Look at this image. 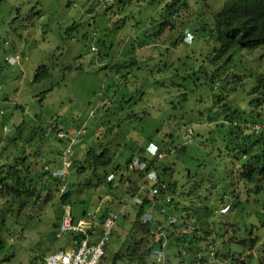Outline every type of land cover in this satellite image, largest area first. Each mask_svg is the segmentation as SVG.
Masks as SVG:
<instances>
[{
  "label": "rangeland",
  "instance_id": "1",
  "mask_svg": "<svg viewBox=\"0 0 264 264\" xmlns=\"http://www.w3.org/2000/svg\"><path fill=\"white\" fill-rule=\"evenodd\" d=\"M150 1L152 0L145 1V9L141 14L129 13L131 24H137V30L134 29L130 37L138 36L140 33L142 39L143 33H152V26L148 21L152 11L147 5ZM215 1L217 0H209V4ZM90 2L92 0H42L38 7L36 0L31 2L0 0V125L7 126L6 133L10 135L16 132L14 138L16 144L26 140L39 128L49 131L51 126L56 125L70 135L76 133L83 125L90 127L94 123L93 127L82 134L87 140L86 147L95 146L97 149L108 147L114 166L120 167L118 177L123 175L125 179L117 190L116 188L109 190L105 183L96 189L85 191L76 185L78 181H75L74 172L71 171L69 180L76 183L74 182L69 206L63 207L58 198L57 200L53 198L45 204L38 203L35 211L29 214L32 216L31 221L25 219V213L22 217L6 216L5 227L10 232L4 236L5 247L0 252V264L32 262L35 264L50 251L64 249L68 241L64 238L57 239L55 236L56 225L64 211H71L74 218L81 217L88 211L101 212L97 222L110 204L111 209L123 213L115 197L123 199L124 203L130 201L125 194L126 188L130 187L127 178L138 185L144 181L128 172L126 164L132 156L138 155L139 149L145 147L149 141L159 146L163 153L162 164L169 170L170 166L173 169L166 178L168 181L177 182L178 194L175 195V199L181 203V207H196L200 215L204 208L218 207L217 202L223 195L232 196L233 187L229 186L228 178L225 179L224 185L218 177L225 168L216 166L214 161L220 154H227L222 134L207 127V122L202 117L215 119L229 108L244 112L250 107L249 102L252 99L250 92L255 85L256 77L264 75V46L252 51L240 49L231 51L232 57L224 67L228 70L234 67L235 72L243 75L236 91L232 90V87L238 85V82L229 85L227 90L214 85L196 90L198 83L196 78H177L172 76V72L180 74V77L192 74L199 79V76L212 69L210 65L203 63L202 54H210L213 43L204 44L196 40L189 45L182 41L177 46L161 44L156 51L157 55L147 59L140 45L129 41L121 48L111 49L110 52L116 59L112 58L113 63L124 60L130 63L120 75L131 74L141 80L144 76L143 68L149 67L155 77L146 84H132L131 92L130 84L126 86L121 79L115 80L121 92L127 96L125 102L114 93L115 71L98 70L105 64L106 58L99 59L98 54L93 58L89 53L90 47L93 46L92 41L96 39L92 37L89 25L103 31L107 30L105 41L108 44L113 45V42L115 44L117 42L111 35L115 32L111 33V30L106 28L108 24L104 17L91 20L87 16L91 11L88 7ZM69 3L76 6L70 8ZM41 5L49 7L47 12L50 15L40 8ZM211 6L216 10L213 5ZM38 11L42 12L43 17L37 16ZM117 23L120 25V22ZM73 24L76 27L70 32L68 28ZM30 26H33V29ZM109 27L113 30L118 28L112 24ZM122 27L129 29L125 25ZM10 48H19V53L21 50L24 53L16 64H8L7 57L13 55L7 50ZM121 50L125 52L124 55L120 53ZM193 50L196 51L197 59L189 63L187 61ZM42 65L49 68L50 76L40 83H35L36 69ZM80 65L83 67L82 70H74ZM66 66L74 69L66 71L64 68ZM102 91L104 94L101 97ZM219 99L223 100V109L218 104ZM99 103L104 105L99 107ZM132 112L136 115L128 118ZM97 113L102 114L99 115L102 123L110 124V127L112 125L113 129L107 130L99 126L100 128L96 130L95 126L98 124L95 121L100 118ZM191 128L194 129V134L198 135V142L191 141V135H186ZM4 137L5 143L2 148L5 149L2 152L7 154L9 148H14V141L10 140V144H7V137ZM38 140L37 135L33 142L34 146ZM84 147L76 146L75 151H78V154L80 152L79 156L82 155V151L84 152ZM9 158L13 160V154H10ZM50 158L44 164L52 166L49 163L52 161ZM215 168L218 174L214 184L217 185L219 182L216 190L212 189V184L206 182L201 184L199 193L193 196L192 201L187 200L188 197H180L179 191L189 192L195 180H199L205 174L208 175L210 171H215ZM111 172L110 169L109 173ZM155 181L149 180L150 185ZM209 193L211 196L207 197ZM107 196L110 198L106 199ZM25 209V212H31ZM135 209L130 205L121 216L132 222L136 214ZM262 210L264 194H252L250 203L226 210L225 212L229 211L228 221L237 223L239 229L235 231L231 225L219 229L210 226L214 234L209 240L212 246L207 242L204 245H196L200 249L193 247L195 251L192 262L195 263L192 264H226L231 260H226L224 256L231 255L234 258L245 259L247 264L263 262L264 238L253 251L240 243L243 238L248 237L252 225L258 237L264 235V216L256 217V220L252 218ZM182 211L183 208L179 212H174V217L181 218ZM222 211L218 209V212ZM216 214L213 213L217 216ZM207 220L217 221L212 216ZM120 222L121 220L115 235L110 238L100 264H111L112 254L118 250L125 238V230L120 226ZM4 230L6 229L3 227L2 232ZM216 253L219 255L218 259H215Z\"/></svg>",
  "mask_w": 264,
  "mask_h": 264
},
{
  "label": "trees",
  "instance_id": "2",
  "mask_svg": "<svg viewBox=\"0 0 264 264\" xmlns=\"http://www.w3.org/2000/svg\"><path fill=\"white\" fill-rule=\"evenodd\" d=\"M25 1L31 2L32 0H23V2ZM41 1L36 0L37 6ZM145 1L114 0L116 6L113 9H107L100 5L98 0H92L88 6L91 11L87 16L91 20L104 17L108 24L106 28L110 29L111 33L115 32L111 35L117 41L116 44L114 42L113 45L108 44L105 41V31L107 30L103 31L93 25H89L92 37L96 38L92 41L95 50L91 49L92 46L89 53L93 58L96 57V54L99 55V59L101 57L106 58L107 61L98 70L115 71L114 93L118 94L122 101L126 102L127 96L121 92L115 80L121 79L123 83H126V86L130 84L129 91L131 92L132 84H146L153 80L155 76H153V70L149 67L143 68L144 76L141 80L131 74L120 75V72L130 63L125 60L113 63L112 58L115 59V57L110 54L112 52L111 49L121 48L122 45L130 41L135 45L139 44L140 49L145 53V58L151 59L157 55L156 51L159 49V45L171 44L172 46H177L182 41L183 31L187 27L194 35L193 41H201L204 44L213 43V49L210 54H202L204 56L203 63L210 65L212 69L199 76V79L192 74L180 77L181 75L176 74L175 71L172 72V76L174 75L177 78H196L198 81L196 90L212 87L213 85L227 90L229 85L231 86L238 82V85L232 87V90H237L243 75L235 72L234 67L232 70H228L224 65L226 66L232 57L231 51L236 49L252 51L264 46V0H217L211 3L216 10H213L209 0H152L147 4L149 9L152 10L150 17H148L150 26H152V33H143L142 39H140V33L138 36L130 37L129 35L132 31L134 29L137 30V24H131L129 13L141 14L145 9ZM68 6L71 8L76 5L69 3ZM40 8L47 12L49 7L41 5ZM36 14L38 17H43L41 11ZM117 22H120V25ZM111 24L113 27L118 26V28L113 30V28L109 27ZM124 25L129 29L122 27ZM75 27L76 25L73 24L68 30L73 32ZM30 28L33 29V26H30ZM7 50L10 51V54L19 55L20 59L24 56L22 50L19 53V48ZM195 53L196 51L193 50L187 62L190 63V61L197 59ZM64 68L66 71L74 69L71 66ZM79 69H83L82 65L74 70L77 71ZM49 76V68L45 65L39 66L36 69L34 82L40 83L48 79ZM103 94L104 92L102 91L101 97ZM250 94L252 96L249 102L250 107L244 112L229 108L227 112L223 111L222 115H218L215 119L202 117L207 122V127L222 134L221 138L224 140V148L227 151V154H220L219 158H215L214 161L216 166L225 168L219 173L218 177L224 185L226 183L225 179L228 178L229 186L233 187L231 188L232 196L223 195L217 202L218 207L204 208L200 215V211L196 207H181V203L175 199V195L178 194L177 182L168 181L166 178L169 172H173V169L170 166L169 170L166 165L162 164V159L151 157L146 152L145 147L140 148L138 155H134L128 160L126 170L133 173L136 178L144 181L141 185H138L131 182L130 178H127L130 187L126 188V196L135 192L142 185H147L148 187L140 194L142 197L141 203L133 206L136 208V214L132 222L121 216L122 214L119 215L117 225L119 226V221L121 220L120 226L125 230V238L118 250L112 254L111 264H192L195 263L192 262L194 259L192 255L195 251L193 247L200 249L196 245H204L207 242L208 245L212 246V243L209 242L214 235L211 227L219 229V227L227 228L231 225V227L235 228V231L239 229L237 223L228 221L227 214L229 211H225L250 203L252 194H264V75L256 77L255 85ZM222 101L220 99L218 101L221 109L224 108ZM101 104L102 106L104 105L103 103ZM107 104L109 105L110 102L108 101ZM99 115L101 116L102 114L97 113V116ZM135 115L132 112L131 115H128V118ZM95 122L98 124V126H95L96 130L100 127L107 130L113 129L112 125L110 127V124H103L101 117ZM93 125L94 123L90 127H93ZM6 127L0 125V252L5 247L4 236L10 232L5 227L6 216L16 215L22 217L25 213V219L31 221L32 216L29 214L35 211L37 206H39L38 203L45 204L53 198L56 200L58 198L60 204L66 207L72 201L71 195L74 184L77 181L76 185L85 191L96 189L105 183L108 185L109 190L112 191L115 188L117 190L123 184L125 176L118 177L117 172L120 171V167L114 166L111 150L108 147L102 149H97L95 146L86 147L87 140L82 137L81 128L70 135L68 133H65V135L61 134L63 132L62 129L56 125L51 126L49 131H43L39 128L34 130L26 140L15 144L16 132L10 135V133H6ZM84 127L85 133L90 127ZM39 131L41 133H38ZM37 135L39 140L37 145L34 146L33 142L36 140ZM186 135H191V141L198 142V135L194 134L193 128ZM4 136L7 137V144H10V140L14 141V148H9L7 154L2 152L5 149V147L2 148L5 143ZM69 142H72L73 154L67 155L66 159L73 161L71 170L76 178V182L73 180L75 183L68 181V178L55 176L53 173L54 170L62 165V152L65 149V144H69ZM77 145L85 146L81 156H79L80 152L78 154V151H75ZM10 154H13V160H10ZM135 156H139L141 162L148 164V172H154L152 174H155L156 181L153 185H150L142 172L129 170V163ZM49 157H51L49 160H52H48L52 165H49L50 167L48 164H44ZM110 169L111 173H109ZM216 169H214L215 171H210L208 175L205 174L199 180H195L189 192L179 191L180 197H188L187 200L192 201L193 196H197V193H199L201 184L206 182L212 184V189L216 190L219 183L217 185L214 184L218 174ZM152 189H156L157 193L153 194ZM210 196V193L207 194V197ZM116 200H119V198H116ZM111 207L112 204L108 205L105 209L106 212L112 210ZM25 208L31 212H25ZM182 208L181 218L174 217L173 213L179 212ZM149 209L160 213L159 219L154 224H145L142 221V216ZM218 209L223 211L218 212ZM106 212L101 215L99 223L102 222ZM214 212L217 213V216L213 215ZM256 215L252 216L254 220H256V217L264 216V210L256 213ZM210 216L217 221L210 222L207 220ZM232 224L236 225L232 226ZM254 224H256V221ZM56 226L58 227V224ZM3 227L6 229L4 232H2ZM251 227L248 237L243 238L240 243L245 244L253 251L257 248L259 242L263 240L264 235L258 237L253 231L254 225ZM158 234L159 237H157ZM164 245H166L163 250L166 259L162 263H158L153 260V254L156 250L162 249ZM41 258L40 260L42 261ZM218 258L219 255L216 253L215 259ZM224 258L231 260V262L226 264H247L245 259L241 257L234 258L231 255L224 256ZM259 264H264V261Z\"/></svg>",
  "mask_w": 264,
  "mask_h": 264
},
{
  "label": "built area",
  "instance_id": "3",
  "mask_svg": "<svg viewBox=\"0 0 264 264\" xmlns=\"http://www.w3.org/2000/svg\"><path fill=\"white\" fill-rule=\"evenodd\" d=\"M67 153L71 154V146L68 147ZM68 165V164H66ZM129 170L145 171L146 163L141 162L139 158H134L129 163ZM62 171L60 174H64ZM146 187L140 188L135 194L131 195L130 203L135 205L141 203L142 197L140 194ZM152 193L156 194V189H152ZM95 214L93 212L86 213L82 220L75 221L70 213H66L62 217V221L58 230L57 237H71L69 247L58 253L50 255L47 258V264H98L104 255V249L110 239L113 228L116 225V215L109 211L104 220L99 233V237L95 238V233L92 231L95 228ZM161 252H157L156 257L160 260Z\"/></svg>",
  "mask_w": 264,
  "mask_h": 264
},
{
  "label": "clouds",
  "instance_id": "4",
  "mask_svg": "<svg viewBox=\"0 0 264 264\" xmlns=\"http://www.w3.org/2000/svg\"><path fill=\"white\" fill-rule=\"evenodd\" d=\"M98 2L100 3V5H103L104 7H106L107 9L108 8H114L115 6H116V4L114 3V0H98ZM193 40H194V35H193V33H192V31L187 27L184 31H183V36H182V42L183 43H185V44H187V45H189V44H191L192 42H193ZM94 47V46H93ZM92 49H94L95 50V47L94 48H92ZM122 55H124V53L125 52H123L122 50H121V52H120ZM19 55H17V54H13V55H11V56H9V57H7V61H8V64H16L17 62H18V60H19ZM126 61V60H125ZM99 105V107H102V104L101 103H99L98 104ZM84 126H86V125H83V127H81V133L83 134L84 133ZM61 134H64L65 135V132H62ZM62 136V135H61ZM69 146H71V150H72V153L71 154H73V148H72V142H69V144H65V149H63V161H62V165L61 166H59L56 170H54L53 171V173H54V175L55 176H60V177H62V178H68V181H70L69 180V178H70V175H71V168H72V166H73V161H70V160H67L66 159V156L67 155H71V154H68L67 153V149H68V147ZM145 150H146V152L151 156V157H157L158 159H162L163 158V153L161 152V150H160V148H159V146H157V145H155L154 143H153V141L152 142H149L148 144H147V146H145ZM134 158H139V156H135ZM133 158V159H134ZM132 159V160H133ZM140 160V159H139ZM132 162V161H131ZM145 163V162H144ZM66 164H68V165H66ZM146 165H147V168L145 169V171H139V172H142L143 174H144V176H145V178L147 179V181L149 182V180H156V178H155V174H152V173H154V172H152V171H150V172H148V164L146 163ZM62 171H64L65 173L64 174H60V172H62ZM135 171H138V170H135ZM110 179H112V177H110ZM71 182V181H70ZM142 187H148L147 185H142V186H140L135 192H132L129 196H128V198H129V200H130V198H131V195L132 194H135L137 191H139L140 190V188H142ZM62 192H64V190H62ZM110 197L109 196H107L106 197V199H109ZM116 198L117 197H115V200H116ZM142 200V199H141ZM116 201H118V205H120V207H121V210H122V212L123 213H125L124 211H126L127 210V208L131 205V206H134L133 204H131L130 203V201L128 202V203H124V200L123 199H121V198H119V200H116ZM136 205V204H135ZM67 206H69V205H67ZM66 206V207H67ZM109 211H112L115 215H116V225H115V227L113 228V232H112V235H111V237H113L114 236V232H115V230H116V228H117V222H118V219H119V215H121V214H123V213H117L115 210H108L107 212H106V214L109 212ZM88 212H92V211H88ZM88 212H86V213H88ZM66 213H70L71 215H72V213H71V211H64L63 213H62V215H61V217L59 218V223H58V227H57V231H56V238L57 239H60V238H64L65 240H67L68 242H67V245H66V247L64 248V249H57V250H54V251H50L49 253H47L46 255H44L41 259H42V261L41 260H39L38 262H37V264H47V258L48 257H50V255H52V254H55V253H58V252H60V251H62V250H65L67 247H69V245H70V242H71V237H68V236H61V237H57V234H58V230H59V227H60V224H61V221H62V217H63V215L64 214H66ZM86 213H83L82 215H81V217H77V218H74V216H73V218L75 219V221H80V220H82V218H83V216L86 214ZM94 214H95V217H94V221H95V228H93L92 229V231L95 233V238H98L99 237V233H100V230H101V227H102V222L101 223H99V222H97V215H99V213H95V212H93ZM106 214H105V216H106ZM159 215H160V213H158V212H156V211H153L152 209H149L148 210V212L144 215V216H142V221H143V223H145V224H147V223H155V222H157V220L159 219ZM105 216H104V218H105ZM104 218H103V220H104ZM102 220V221H103ZM110 237V238H111ZM157 237H159V234H158V236ZM109 241H110V239L108 240V242H107V244H106V247H105V249L107 248V246H108V243H109ZM166 247V245H164V246H162V249H158V250H156L155 251V253L153 254L154 256H153V260L154 261H156V262H158V263H162V261H164L165 259H166V256L164 255V252H163V250H164V248ZM105 249H104V254H105ZM157 252H161L162 253V256H161V259L159 260L158 259V257H156V255H157ZM103 257H104V255H103ZM102 257V258H103ZM102 258H101V260H102ZM101 260L99 261V263L98 264H100V262H101Z\"/></svg>",
  "mask_w": 264,
  "mask_h": 264
}]
</instances>
